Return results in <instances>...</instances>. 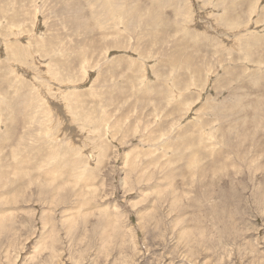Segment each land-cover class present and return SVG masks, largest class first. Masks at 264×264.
Wrapping results in <instances>:
<instances>
[{
  "label": "rangeland",
  "instance_id": "1",
  "mask_svg": "<svg viewBox=\"0 0 264 264\" xmlns=\"http://www.w3.org/2000/svg\"><path fill=\"white\" fill-rule=\"evenodd\" d=\"M0 264H264V0H0Z\"/></svg>",
  "mask_w": 264,
  "mask_h": 264
},
{
  "label": "bare ground",
  "instance_id": "2",
  "mask_svg": "<svg viewBox=\"0 0 264 264\" xmlns=\"http://www.w3.org/2000/svg\"><path fill=\"white\" fill-rule=\"evenodd\" d=\"M67 7V6H66ZM97 41V40H96ZM96 44V43H95ZM107 47V46H106Z\"/></svg>",
  "mask_w": 264,
  "mask_h": 264
}]
</instances>
